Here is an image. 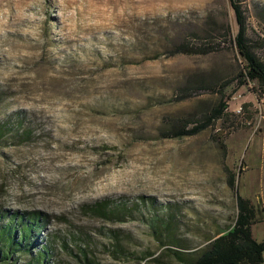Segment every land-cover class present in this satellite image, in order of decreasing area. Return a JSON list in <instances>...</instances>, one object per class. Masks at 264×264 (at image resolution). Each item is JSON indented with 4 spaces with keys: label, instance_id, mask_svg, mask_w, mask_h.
Returning a JSON list of instances; mask_svg holds the SVG:
<instances>
[{
    "label": "rangeland",
    "instance_id": "1",
    "mask_svg": "<svg viewBox=\"0 0 264 264\" xmlns=\"http://www.w3.org/2000/svg\"><path fill=\"white\" fill-rule=\"evenodd\" d=\"M239 1L264 61V0ZM237 33L230 0H0V211L43 213L57 264H183L141 218L173 207L191 255L234 227L238 196L263 242L264 99L235 81ZM186 42L207 53L174 54ZM221 101L199 135L163 137ZM104 199L141 213L106 220L89 210Z\"/></svg>",
    "mask_w": 264,
    "mask_h": 264
},
{
    "label": "trees",
    "instance_id": "2",
    "mask_svg": "<svg viewBox=\"0 0 264 264\" xmlns=\"http://www.w3.org/2000/svg\"><path fill=\"white\" fill-rule=\"evenodd\" d=\"M235 12L238 33L234 40L242 58V70L237 75L238 83L243 86L249 82L258 85L259 96L264 99V61L254 52L252 41L248 37V22L239 0H230ZM258 18L264 23V8ZM203 47H195L190 43H180L174 54H206ZM232 83L226 82L221 89L226 90ZM257 89L254 91L258 92ZM223 93V91H221ZM228 108L227 101H221L217 108L203 115L199 121L175 119L165 131L164 138L182 139L197 136L212 124L222 120ZM9 124H0V140L10 132ZM12 131V129H11ZM14 131V130H13ZM231 187L235 185L231 179ZM145 202V198L141 197ZM153 208L155 207L152 202ZM89 210L109 221L124 222L136 219L141 213L138 204L129 206L128 201L118 203L104 199L92 205ZM166 215H153L143 219L150 228L153 238L162 246L167 247L173 257L183 264H264V241L258 242L252 227L263 222L259 210L251 200L238 196V217L233 228L219 231L208 238V244L191 255L183 254L179 249H190L176 234L177 220L174 208H167ZM48 218L41 212H10L0 211V264H57L55 250L47 236H43ZM118 245L123 248L119 237L115 236ZM68 250L67 246H62ZM86 264H95L87 256ZM141 259H144L141 258Z\"/></svg>",
    "mask_w": 264,
    "mask_h": 264
}]
</instances>
